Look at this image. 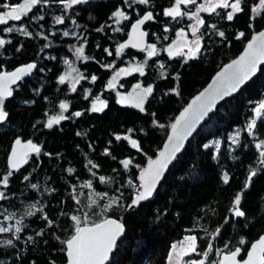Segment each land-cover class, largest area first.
<instances>
[{
	"label": "trees",
	"instance_id": "16d2710c",
	"mask_svg": "<svg viewBox=\"0 0 264 264\" xmlns=\"http://www.w3.org/2000/svg\"><path fill=\"white\" fill-rule=\"evenodd\" d=\"M135 1L87 0L74 7V19L86 32L82 40L90 60L79 70L84 77H96L81 81L79 97L66 98L59 82L63 68L56 56L61 54L53 52L45 69L47 64L40 59L43 34L34 42L21 38L20 51L10 64L35 61L38 67L2 105L7 116L0 121V227L8 230L0 232V264L64 263L65 241L76 227L107 217L120 219L126 229L107 264H166L173 245L190 236L196 238L197 248L187 258L204 257V264H218L221 253L237 248L242 251L239 258H244L264 232V109L256 112L264 102V65L210 114L171 165L155 198L129 207L140 190L139 173L161 149L179 110L264 27V7L254 16L256 0H241L242 12L232 20L219 10L210 12V27L200 33V51L190 58L188 50L184 55L167 52L174 32L166 28L171 20L164 14L170 0L146 3L152 14L148 40L156 44L155 55L129 47L117 51L143 10ZM117 10L127 19L114 16ZM44 23L39 21L35 29L44 32ZM135 66L143 75L130 69L115 89L109 87L115 70ZM138 84L153 89L142 113L120 102V96L130 95ZM86 92L99 98L98 107L100 101L106 106L92 111L91 98L82 97ZM60 101L68 104L67 110L60 108ZM76 112L81 115H73ZM55 116L65 119L46 127ZM253 121L255 127L250 128ZM16 138L30 139L41 149L29 155L20 170L12 171L7 156ZM133 140L139 148L132 146ZM125 160L131 161L127 168ZM237 207L244 216L235 215Z\"/></svg>",
	"mask_w": 264,
	"mask_h": 264
},
{
	"label": "snow or ice",
	"instance_id": "6c2138e0",
	"mask_svg": "<svg viewBox=\"0 0 264 264\" xmlns=\"http://www.w3.org/2000/svg\"><path fill=\"white\" fill-rule=\"evenodd\" d=\"M40 2V0H29V3L32 5H36ZM63 2V0H62ZM87 0H67V6L71 7L72 5L79 4V3H85ZM141 4H146L148 0H138ZM208 7H204L201 5L198 9L199 11H211L215 12L217 8H229L231 7L233 9L232 12H229L227 14V19L232 20L233 14L235 12H240L242 9L240 8V2L241 0H235V3L229 4L227 0H207ZM262 3H264V0H261ZM188 3H195V0H176V5L172 8H169L165 11L166 16H171L173 18L180 16V4H188ZM5 7H8V5H5ZM27 8V5H20L19 10L17 7H12L10 11L4 14H0V24H4L7 22V19L12 20H20L21 19V13H23ZM198 12L193 14L194 17H198ZM116 17H123L127 19V17L124 15L122 11L117 10L113 13ZM152 19V14L149 12L147 13L141 20L137 21L136 25L133 26V31L136 33V42L133 44V46H139L140 43H142V38L145 35L142 32H139V25L143 24L145 21ZM57 23H63L62 18L57 17ZM197 23L202 25L204 21L202 19H197ZM215 27V26H213ZM193 33L198 31V28L193 27ZM6 31L11 32L13 31L12 28H7ZM27 34V33H25ZM65 35H68L67 32L64 33ZM179 35L183 36L184 33L181 32ZM220 36H224L223 32L219 33ZM241 36L244 34L241 33ZM5 43L3 39H0V46H2ZM195 47H189L188 54L190 55V58H194L196 54L200 51V40L196 39L194 42ZM127 45H120V48L117 49L119 52ZM149 48L151 51H149L148 55L152 56L155 55V45H150ZM78 53L82 54L83 49L78 48L76 50ZM169 56L173 55H184L182 49H176L175 51L172 48L168 49ZM264 60V32H261L258 37H254L253 41L250 42L247 46V49L243 56H241L238 60H235L232 62V64L228 65L227 69L225 70V73L221 74V80L219 85L212 89V91L208 94L207 97H205V93H201L198 95L187 108L181 112L179 118L176 119L175 123L171 125L176 143L172 144L170 148H166L165 151H161L159 153V157L155 160L150 159L148 163V167L143 170L140 179L143 181V183L140 185L142 188V191H139L136 198L133 199L132 204L129 205V207L138 205L140 201H143L150 197L153 194V191L156 187V183L159 180V178L162 175V172L164 168L167 166V164L170 162V160L174 157V155L180 151V148L182 146V141L193 125L201 119L204 115L207 114L208 111L211 110L212 106L214 105L217 98H223L224 96L229 95L230 92H234L237 90V88L243 84L251 74L255 73L257 69V65ZM34 64H30L27 66L28 69L34 68ZM137 71H140V73L143 75V69L137 68ZM25 69H18L17 72L11 73V74H5L3 76H0V97L4 96H10L11 92L6 86V81L9 79V77L12 79L13 82L15 80H18L20 78V74L24 72ZM123 71V70H122ZM119 75V73H117ZM93 80L96 79L95 76L92 77ZM115 79V78H113ZM65 80L64 76L60 77V82L63 83ZM113 84L110 82L109 87H112ZM137 88H140V85L138 84L136 86ZM73 90H75V86H73ZM143 93L145 94H151L153 91L152 87H147L142 89ZM208 90H206L207 92ZM203 98V99H202ZM134 100V106L138 107L143 111V97L137 96V97H122L121 103H124L128 100ZM101 107H97L95 104L92 107V111H101L102 108L105 105L103 101L99 102ZM3 100L0 99V121H3L5 117L7 116V113L3 111ZM195 106V107H194ZM60 108L67 110L68 104L62 102L60 104ZM264 109V102H261L259 104V107L256 109L257 114L260 113V111ZM73 115L80 116V112H76ZM65 119L64 116H58L53 117L48 121L47 127L51 128L53 124L58 123L60 120ZM250 128L255 127V122L253 121L252 124L249 125ZM117 139H120V137H116ZM127 139V137H125ZM264 143V142H262ZM16 144L20 145L21 141L16 140ZM132 146L135 148H139V144L133 140ZM27 149H30L34 152H39L40 149L35 144H32L31 141L28 142V144L25 146ZM261 144L257 145V148H260ZM13 155L17 158V161L22 160L24 156L27 155V151L24 152H14ZM262 156H264V152L261 153ZM124 164V167L127 168L128 165L131 163L130 160H125L122 162ZM16 164H13V167H15ZM256 173L253 172L252 175L254 176ZM11 175V173H9ZM104 178L101 177V180ZM224 182H228V176H224ZM251 179V177H249ZM8 178L4 177L3 183L7 185ZM32 187H36L35 185H32ZM240 204V195L237 194L235 198V205ZM31 214V213H30ZM235 215L236 216H244L245 213L240 211L237 207L235 209ZM74 221L79 224V219L75 216L72 217ZM19 223V222H18ZM8 229L0 227V232L7 231ZM17 232L20 231L19 228L16 229ZM76 234L68 240L67 243V249H68V256L70 257V264H105V261L108 259L109 253L112 251L113 247L115 246L117 238L124 232V226L117 222L116 220H104L102 223H97L93 227H79L77 226L75 229ZM8 244H11L12 241H7ZM243 243V241H241ZM175 247V246H174ZM197 244H196V238L194 236H190L187 238V243L182 244L181 250L184 255H188L191 252H196ZM209 250H211V245L209 244ZM257 250L259 252L264 253V237L260 239V241L257 244H254L252 246V252L249 255V259L244 262V264H254V261L258 260L259 264H264V255L257 256ZM239 249H237L236 252H232L231 255L225 256L223 261L219 262V264H226V262L231 261L233 264H235V257L237 255V252ZM203 255L207 257L208 252H204ZM179 259V257H178ZM188 264H204L203 261L197 262V261H190Z\"/></svg>",
	"mask_w": 264,
	"mask_h": 264
},
{
	"label": "flooded vegetation",
	"instance_id": "af4514ba",
	"mask_svg": "<svg viewBox=\"0 0 264 264\" xmlns=\"http://www.w3.org/2000/svg\"><path fill=\"white\" fill-rule=\"evenodd\" d=\"M99 0H93L92 3H95ZM129 2H134V0H128ZM137 2V1H135ZM229 4L235 3V0H227ZM255 5L252 7V15H257L261 9L264 7V3L261 2V0L254 1ZM139 3V2H137ZM80 4V3H79ZM5 5H8V7H5ZM20 5H27L26 10L21 13V19L20 20H12L7 19V22L4 24H0V39H3L5 43L0 46V75L2 73H10L14 71L17 67L22 65H28V64H34L35 67L33 71L27 76L21 79L19 82H17L15 85H12L10 87L11 95L9 97H0V99L8 100L11 99L14 95V91L22 85L29 77L34 76L36 70H37V63L35 61H30L28 63H22V64H10V61L16 53H18L21 38H27L34 42V38L36 35L43 34L44 36L43 43L44 46L41 51H43L42 57L40 59H43L46 62V68H48V62H52V53L56 52V54H61L60 56H56V60L60 61V65L63 68V72L60 75L65 77V80L63 83L59 82L63 85L62 87L67 92L66 98H74L76 95L79 97L81 96V91L79 89V84L83 79L91 80L93 81L92 77H84L83 73L80 72L79 68L81 64L89 63V57H87L85 47H83V40L82 36L86 34L84 33L82 28L80 27V23L75 21V15L76 11L74 7L78 4L72 5L71 7L67 6V0H40V2L36 5H32L29 3V0H0V14L7 13L11 10L12 7H17L19 10ZM176 5V0H170L168 4H166L167 9L172 8ZM203 5L204 7H208L207 0H195V3H188V4H180V11L181 15L177 16L175 18L170 17L171 23L170 25H167L166 28H169L170 30H173L172 36L167 40V52L168 49L171 46H174L176 43H183V42H190L195 41L196 39L201 40V31L205 27H210V19L208 17V14L211 11H199V7ZM241 5V4H240ZM241 8V6H240ZM166 9V10H167ZM219 10V12H224L225 15H227L229 12H232L233 9L231 7L229 8H217L215 12ZM43 12V14H42ZM149 12L147 10V4H143V10L139 16L135 18L134 21L142 17L145 13ZM198 12V17H194L193 14ZM242 12V11H240ZM235 12L234 14L240 13ZM233 14V15H234ZM68 15V16H67ZM57 17L62 18L63 23H57ZM70 17V18H69ZM68 18V19H67ZM197 19H202L204 23L202 25L197 23ZM44 21L45 30L44 32L37 31L35 29V26H37V23L39 21ZM169 20V18H168ZM133 21V22H134ZM150 21V20H148ZM148 21L144 24L143 29L147 31V34L149 33V24ZM132 22V23H133ZM130 24V26L132 25ZM25 24H27L28 28L25 27ZM129 26V29H130ZM193 27L198 28V31L193 33ZM7 28H12L13 31L8 32L6 31ZM28 29V30H26ZM128 29V32H129ZM67 32L68 35H65L64 33ZM127 32V33H128ZM183 32L184 35L181 36L179 33ZM27 33V34H25ZM61 35L60 38L57 37V35ZM89 34V32H88ZM87 34V36H88ZM89 36H91L89 34ZM128 36V34H127ZM68 40V41H67ZM87 42V41H86ZM201 43V42H200ZM86 44V43H85ZM120 45V44H119ZM150 45H156L154 43L150 44L149 40L147 43V46L144 50L146 51ZM70 47V49H69ZM182 50H187V47L182 46ZM78 48L83 49V53L80 54L76 50ZM128 48V47H125ZM125 48L120 50L119 52H122ZM118 49V48H117ZM131 50L141 52L139 50H135L130 48ZM40 55V56H41ZM89 56L93 54H88ZM92 63H97V60L94 58H91ZM115 66L114 60L110 63L108 66L110 69H113ZM70 72H73L74 74L78 75L77 82L75 84V90H73V87H70V78L68 74ZM109 82V80H108ZM85 99L91 98V108L93 105L99 101V98L96 96H92L89 94V92L85 93L84 96H82ZM61 102V101H60ZM64 110V109H63ZM58 117V116H55Z\"/></svg>",
	"mask_w": 264,
	"mask_h": 264
},
{
	"label": "water",
	"instance_id": "95a60500",
	"mask_svg": "<svg viewBox=\"0 0 264 264\" xmlns=\"http://www.w3.org/2000/svg\"><path fill=\"white\" fill-rule=\"evenodd\" d=\"M147 13H149V12H147ZM147 13H145L142 17H140L139 19H137L136 21H134V22L132 23V25L130 26V29H129V32H128V36H127L126 40H125L123 43H121L120 45H122V44H123V45H127L126 47H129V48H132V49H135V50H139V51H142V50H144V49L146 48L147 43H148V34H147V31H145V30L143 29V26H144V24H145L148 20L145 21L143 24L139 25V32H142V33L145 34V35L143 36V38H142V43H140L139 46H133V44L136 42V33H134V31H133V26L136 25L137 21L141 20V19H142ZM261 32H264V27L261 28V29H260L259 31H257L256 33H254V34L250 37V39L247 40V42L245 43V45H244V47L242 48V50L240 51V53H239L235 58H233L231 61H229V62L225 63L224 65H222V66L220 67V69H218V70L213 74V76L211 77V79L209 80V82H208V83H207V84H206V85H205V86H204V87H203L198 93H196L194 96H192V97L189 99V101L187 102V104H186V105H185V106H184V107L178 112V114L175 116V118H174L172 124L175 123L176 119L179 118L181 112H183V110H184L185 108H187L190 104H192L193 100H194L198 95H200L201 93H205V97H207L208 94L212 91V89L216 88V87L219 85L220 80H221V74H222V73H225V70L227 69L228 65L232 64L233 61L238 60L241 56H243L244 53H245V51H246V49H247L248 44H249L250 42L253 41V38H254V37H258L259 34H260ZM120 45L118 46V49L120 48ZM124 48H125V47H124ZM28 65H30V64H28ZM28 65H22V66H19V67H17L14 71H12V72H10V73H2V74L0 75V76H3V75H5V74H11V73L17 72L18 69H25V71L22 72V73L20 74V78H19L18 80H15V82H13L12 79H11L10 77H9V79L6 81V86H7V88L9 89V91H10V87H11L12 85H15L17 82H19V81H20L21 79H23L24 77H27V76L33 71L34 68L28 69V68H27ZM263 65H264V60H262V61L257 65V69H256L255 73L251 74V75L249 76V78H248L243 84H241V85L237 88L236 91H234V92H230L229 95L224 96L223 98H217L216 101H215V103H214V105L212 106L211 110L208 111L207 114L204 115L201 119H199V120L193 125V127H192L190 130H188V132L186 133V135H185V137H184V139H183V141H182V146H181V148H180V151L177 152V153L174 155V157L170 160V162H169V163L167 164V166L164 168L161 177L159 178V180H158L157 183H156V187H155V189H154V191H153V194H152L150 197H148L147 199H145V200H143V201H140L138 205H140V204H142V203H145V202H147L148 200H152V199L155 198V195H156L157 189H158L159 185L161 184V182H162V181L164 180V178L166 177V175H167V173H168V171H169L171 165L174 163V161L176 160V158H177V157L183 152V150H184L185 147L187 146V143H188V142L190 141V139L196 134V132L200 129V127L203 125V123L206 121V119L210 116V114L213 113V112L217 109V107H218L221 103H223L225 100H227V99H229V98L235 96V95H236V94H237V93H238V92H239V91H240V90H241V89H242L247 83H249V82H250V81H251V80H252V79L258 74L260 67L263 66ZM206 90H208V91L206 92ZM137 96H142V97H143V104H142V107H143V111H144V106H145V101H146L147 94L143 93L142 89H136V90H134V91L132 92V94H131L130 97H137ZM4 97H9V96H4ZM202 99H203V98H202ZM61 103H62V102H61ZM61 103H60V104H61ZM134 103H135L134 100H131V99H130V100L128 101V106H129L130 108H132L133 110L142 113L143 111H141L140 108L134 106ZM194 107H195V106H194ZM47 124H48V122L46 123V127H47ZM55 124H57V123H55ZM172 124H171V125H172ZM171 125H170V128H169V130H168L167 136H166V138H165V140H164V142H163V144H162V146H161V149H160L159 152L156 154V156H155L154 158H152V160L157 159V158L159 157V153H160L161 151H165L166 148H170L172 144L176 143V140H175V137H174V134H173V131H172ZM16 140H20V141H21V144H20V145H17V144H16ZM29 141H31L32 144H35L37 147H39V149H41L40 145L34 143V142H33L32 140H30V139H28V140H22V139H20V138H16V139L12 142L11 147H10V150H9V153H8V156H7V165H8V167H9L10 170H12V171H18V170H20V169H21V168L27 163V160H28L29 155H31V154H36V153H37V152L31 151L30 149H27V148L25 147V146L28 144ZM24 151H27V155L24 156L22 160L17 161V158L13 155V153H14V152H24ZM14 163L16 164L15 167H13V164H14ZM148 163H149V161H148L147 164L144 166L143 170L146 169V168L148 167ZM143 170H142V171L139 173V175H138V181H139V184H140V185L143 183V181L140 179ZM139 191H142V188H141V187H140V190H139ZM136 196H137V195H136ZM136 196L134 197V199L136 198ZM132 201H133V200H132ZM131 204H132V202H131ZM138 205L132 206L131 208H134V207H136V206H138ZM109 219H111V220H116L117 222L121 223V224L124 226V232H123V233L117 238L116 243H115V246L113 247L112 251L109 253L108 259L105 261V264L108 263V261L110 260V258H111V256H112L113 252L115 251L116 245L118 244V242L121 240V238H122V237L124 236V234H125V225L123 224V222H122L121 220L116 219V218H114V217H107V218H105V219H103V220H101V221H99V222H97V223H102L104 220H109ZM97 223H95V224H97ZM95 224L81 225V226H79V227H81V228H83V227H93ZM75 234H76V232H75V233H74L69 239H67V240L65 241V258H66V261H65L64 263H61V264H70V257L68 256V249H67V243H66V242H67L68 240H70ZM262 237H264V232H263V233H262V234H261L256 240H254V241L250 244V246H249V248H248V250H247V252H246L244 258H242V259L239 258V257L241 256V254H242V251H241L240 248H237V249H239V251L237 252V255H236V257H235V264H244V262L247 261V260L249 259V255H250V253L252 252V246H253L254 244H257V243L260 241V239H261ZM237 249H235V250H233V251H231V252H228V253H225V252H224V253H221V254H220V257H219V262L223 261V259H224L225 256H229V255H231L232 252H236ZM260 255H264V253H261V252H259V250H257V256H260ZM219 262H218V264H219ZM226 264H233V262L228 261V262H226ZM254 264H259V261H258V260L254 261Z\"/></svg>",
	"mask_w": 264,
	"mask_h": 264
},
{
	"label": "rangeland",
	"instance_id": "374dc122",
	"mask_svg": "<svg viewBox=\"0 0 264 264\" xmlns=\"http://www.w3.org/2000/svg\"><path fill=\"white\" fill-rule=\"evenodd\" d=\"M194 41H190V42H181V43H176L174 46H171L170 48H172L174 51L176 50V49H182L183 47L182 46H184V47H187V50L189 49V47H195V45H194V43H193ZM149 51H151V49L148 47V49H147V53H149ZM137 68H139L138 66H135V67H123V68H119V69H117V70H115V73H114V75H113V77L112 78H115V79H112V81H111V83L113 84V88L115 89V85H116V83L118 82V80L121 78V77H123V76H125L126 74H127V72L130 70V69H133V70H135V71H137L136 69ZM123 70V71H122ZM117 73H119V75H117ZM68 76H69V78H70V87H73V86H75V84H76V80H77V78H78V75L77 74H74L73 72H70L69 74H68ZM136 89H141V88H135L134 90H136ZM133 90V91H134ZM132 94V93H131ZM131 94L130 95H128V96H124V95H121L120 96V99L122 98V97H130L131 96ZM129 101V100H128ZM128 101H126V102H124V103H128ZM98 102H96L95 103V105L98 107V104H97ZM101 107V106H100ZM188 238V237H187ZM187 238H185L182 242H180V243H177V244H174L173 245V247H172V252H171V256L169 257V259H168V261H167V263L166 264H188V262H190V261H197V262H200V261H203L204 262V257L202 258V259H200V260H194L193 258H187L188 256H190V255H192V253L193 252H191V253H189L188 255H184L183 254V252H182V250H181V246H182V244H186L187 243ZM175 246V247H174ZM178 257H179V259H178Z\"/></svg>",
	"mask_w": 264,
	"mask_h": 264
},
{
	"label": "bare ground",
	"instance_id": "6f19581e",
	"mask_svg": "<svg viewBox=\"0 0 264 264\" xmlns=\"http://www.w3.org/2000/svg\"><path fill=\"white\" fill-rule=\"evenodd\" d=\"M86 3H87V2H86ZM89 4H90V3H89ZM89 4H88V5H89ZM91 4H92V3H91ZM117 58H118V57H117ZM109 65H110V64H109ZM179 111H180V110H179ZM164 179H165V178H164ZM159 187H160V186H159ZM158 189H159V188H158ZM119 220H120V219H119ZM125 230H126V229H125Z\"/></svg>",
	"mask_w": 264,
	"mask_h": 264
}]
</instances>
